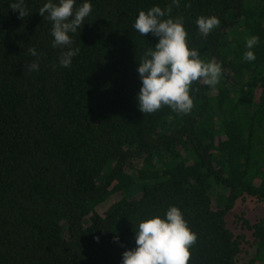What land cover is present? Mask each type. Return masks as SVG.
Wrapping results in <instances>:
<instances>
[{"label": "trees", "instance_id": "trees-1", "mask_svg": "<svg viewBox=\"0 0 264 264\" xmlns=\"http://www.w3.org/2000/svg\"><path fill=\"white\" fill-rule=\"evenodd\" d=\"M46 2L23 0L21 16L0 0V264H121L139 222L170 206L197 234L189 264H243L255 243L246 264H264V216L239 215V232L228 222L239 200L264 202V0H90L70 67L39 13ZM157 5L222 66L215 86L193 82L187 114L137 107L138 62L158 38L133 24ZM202 15L220 20L207 36Z\"/></svg>", "mask_w": 264, "mask_h": 264}, {"label": "clouds", "instance_id": "clouds-1", "mask_svg": "<svg viewBox=\"0 0 264 264\" xmlns=\"http://www.w3.org/2000/svg\"><path fill=\"white\" fill-rule=\"evenodd\" d=\"M172 4L178 7L180 0H172ZM75 5L76 0H47L39 9L40 15L52 22V47L64 49L58 57L61 67H70L73 57L79 53V48L72 47L71 34L83 27L92 11L90 0H84L79 7ZM12 9H19L21 16L27 14L23 0H17ZM171 11L172 5L141 10L133 24L134 30L142 36L150 33L158 38L154 46L146 49L136 69L141 80L136 94L137 107L143 114L153 113L162 106L178 113H189L194 104L190 95L193 82L202 79L207 85L215 86L222 74L220 63L202 60L198 51L189 46L184 18H173ZM219 24V18L214 15L196 19L198 30L204 36ZM258 42L257 36L246 40L245 61H255L253 49ZM29 52L32 56L38 55L35 48ZM28 68L38 71L39 63L33 61ZM134 238L136 246L122 253L121 264H189L190 248L197 234L189 228L181 209L170 206L163 216L139 222Z\"/></svg>", "mask_w": 264, "mask_h": 264}, {"label": "rangeland", "instance_id": "rangeland-1", "mask_svg": "<svg viewBox=\"0 0 264 264\" xmlns=\"http://www.w3.org/2000/svg\"><path fill=\"white\" fill-rule=\"evenodd\" d=\"M241 214H244L246 217L248 216V218L251 219V221H255L258 218L263 217L264 202L258 201L257 199H253L250 197L238 201L234 210L228 216L229 226L236 232L241 231V226L239 224H236V220ZM246 233H247V238L252 239L250 232L246 231ZM261 243H260V247L264 249V243L263 242ZM248 247L250 250L244 255L243 264L248 263L249 260L253 257V255L256 252V248H259V244L255 243L253 247H250V245H248Z\"/></svg>", "mask_w": 264, "mask_h": 264}]
</instances>
